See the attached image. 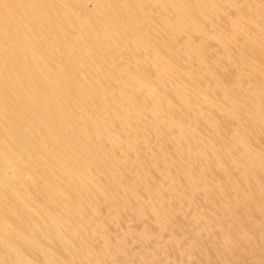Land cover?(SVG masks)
<instances>
[{
  "label": "bare ground",
  "instance_id": "bare-ground-1",
  "mask_svg": "<svg viewBox=\"0 0 264 264\" xmlns=\"http://www.w3.org/2000/svg\"><path fill=\"white\" fill-rule=\"evenodd\" d=\"M0 264H264V0H0Z\"/></svg>",
  "mask_w": 264,
  "mask_h": 264
}]
</instances>
